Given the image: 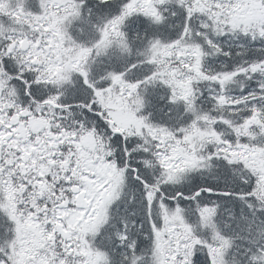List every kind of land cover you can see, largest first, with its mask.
<instances>
[{
  "label": "snow or ice",
  "instance_id": "snow-or-ice-1",
  "mask_svg": "<svg viewBox=\"0 0 264 264\" xmlns=\"http://www.w3.org/2000/svg\"><path fill=\"white\" fill-rule=\"evenodd\" d=\"M0 264H264V0H0Z\"/></svg>",
  "mask_w": 264,
  "mask_h": 264
}]
</instances>
